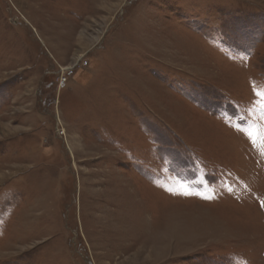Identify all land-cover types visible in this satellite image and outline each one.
Instances as JSON below:
<instances>
[{
  "label": "rangeland",
  "instance_id": "1",
  "mask_svg": "<svg viewBox=\"0 0 264 264\" xmlns=\"http://www.w3.org/2000/svg\"><path fill=\"white\" fill-rule=\"evenodd\" d=\"M0 264H264V0H0Z\"/></svg>",
  "mask_w": 264,
  "mask_h": 264
},
{
  "label": "built area",
  "instance_id": "2",
  "mask_svg": "<svg viewBox=\"0 0 264 264\" xmlns=\"http://www.w3.org/2000/svg\"><path fill=\"white\" fill-rule=\"evenodd\" d=\"M86 64H87L86 61H84L83 59H79L77 61V64H74L73 67H70L68 69L66 68V70L64 72L60 73L61 74L60 81L62 83H64L66 81V76H69L77 66H83V65H86Z\"/></svg>",
  "mask_w": 264,
  "mask_h": 264
}]
</instances>
